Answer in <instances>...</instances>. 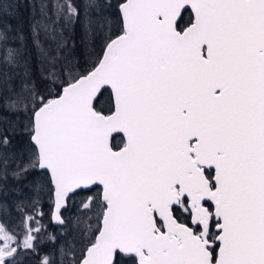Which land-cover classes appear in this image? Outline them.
Masks as SVG:
<instances>
[{
    "label": "snow or ice",
    "instance_id": "obj_1",
    "mask_svg": "<svg viewBox=\"0 0 264 264\" xmlns=\"http://www.w3.org/2000/svg\"><path fill=\"white\" fill-rule=\"evenodd\" d=\"M45 195L59 264H264V0H0V264Z\"/></svg>",
    "mask_w": 264,
    "mask_h": 264
},
{
    "label": "rangeland",
    "instance_id": "obj_2",
    "mask_svg": "<svg viewBox=\"0 0 264 264\" xmlns=\"http://www.w3.org/2000/svg\"><path fill=\"white\" fill-rule=\"evenodd\" d=\"M113 1H117V0H113ZM13 145L14 146L18 145V143L17 142L15 144L13 143ZM47 197L48 196L45 195L41 198V200L42 199L45 200ZM82 199H83V197H82ZM78 201H79V198L75 200L76 205H74L72 212H71V210L65 211L64 213L62 212L63 219L64 220L68 219L71 222H70V226L66 227L67 226L66 225L65 227H61V229H59L58 231H55V230L52 231V229H50L48 227V225H44L45 219L43 218V216L36 214L30 208L25 209L24 212L17 211L14 206L10 209L11 215L6 217V219L10 223V225H13L17 228L20 240H23L24 233L26 232L27 227H28L27 223H24V221H26V218L28 215H32L35 218L32 221L33 227L34 228L35 227L40 228V233L33 232V235H35L39 238V236L41 234H43V242L42 243L39 242V239L37 241H34V242L37 243L38 250L43 248L44 251L43 252L37 251V252L31 253L30 255L21 257L24 264H41V260L45 256H51L56 261V264H59V261L61 259L60 255H59V249H60V245L63 243V241L65 239V234L66 233L69 234L68 238L76 237V233L74 231V229H75V223L74 222L76 220V216H77V213L79 211L80 201L79 202ZM38 208L41 210V207L39 205H38ZM0 215H2V214H0ZM37 221H39V223H36ZM71 227H72V229H71ZM50 236L56 237L57 238L56 241L50 240L49 239ZM77 242L79 243L78 238H77ZM21 251H24V250L21 249Z\"/></svg>",
    "mask_w": 264,
    "mask_h": 264
},
{
    "label": "trees",
    "instance_id": "obj_3",
    "mask_svg": "<svg viewBox=\"0 0 264 264\" xmlns=\"http://www.w3.org/2000/svg\"><path fill=\"white\" fill-rule=\"evenodd\" d=\"M76 3H80L81 0H75ZM112 3H116L117 1H113L111 0ZM22 16H21V19L19 21H15L13 20L12 23L13 24H17V26L20 28V30L23 32L24 36H25V40H24V47L26 49V55H28L31 59H32V63H33V70L38 72V66H37V63H36V49L35 47L33 46L32 44V41H31V33H30V22H31V19H30V9H22ZM114 12V15L117 12V8L113 10ZM188 14L185 13V18H187ZM73 39L76 41V44H77V48H76V55L80 57V62H81V65L84 66L85 65V53H84V50L82 48V46H80V27L79 25L76 26L75 28V33L73 35ZM21 45V42L19 40H12L10 41V46H13V47H19ZM107 98H108V94L106 93L105 94V97H103L101 99V102L99 104H97V107L98 108H104L105 107V104H106V101H107ZM19 143L18 139H14L13 140V143ZM11 183V181H10ZM79 198V201L82 199L81 196H78V197H74L70 200H68L67 202V206L66 208H64L62 210V212L64 213L65 211H69L71 210L72 212V209L74 208V205L75 204V200ZM84 198V197H83ZM78 201V202H79ZM39 206L41 207V210H42V216L43 218L45 219V222H44V225H48V227L50 229L55 230V231H58L59 229H61L62 226L60 225H53L50 221V203H49V198L47 197L45 200H40V204ZM66 221V227L70 226V222L68 219L65 220ZM72 229V227H71ZM43 252V248L39 249L38 252Z\"/></svg>",
    "mask_w": 264,
    "mask_h": 264
},
{
    "label": "water",
    "instance_id": "obj_4",
    "mask_svg": "<svg viewBox=\"0 0 264 264\" xmlns=\"http://www.w3.org/2000/svg\"><path fill=\"white\" fill-rule=\"evenodd\" d=\"M117 12H118V8H117ZM62 210H63V209H62ZM50 221H51L52 224H54V225H55V224L58 225V223H56V222L52 219L51 215H50Z\"/></svg>",
    "mask_w": 264,
    "mask_h": 264
}]
</instances>
